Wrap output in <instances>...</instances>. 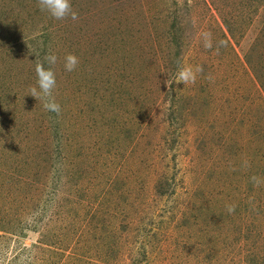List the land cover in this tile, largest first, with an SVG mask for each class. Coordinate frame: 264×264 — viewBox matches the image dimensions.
<instances>
[{
	"label": "rangeland",
	"instance_id": "obj_1",
	"mask_svg": "<svg viewBox=\"0 0 264 264\" xmlns=\"http://www.w3.org/2000/svg\"><path fill=\"white\" fill-rule=\"evenodd\" d=\"M70 3L0 0V264H264V0Z\"/></svg>",
	"mask_w": 264,
	"mask_h": 264
},
{
	"label": "clouds",
	"instance_id": "obj_2",
	"mask_svg": "<svg viewBox=\"0 0 264 264\" xmlns=\"http://www.w3.org/2000/svg\"><path fill=\"white\" fill-rule=\"evenodd\" d=\"M41 11L47 12L51 18L55 20H64L71 18L76 20L78 15L72 10L70 0H37ZM221 41V45H223ZM205 47H211L210 38L206 35ZM57 57L54 54L45 55L44 61L49 65L45 68L44 62H38L35 67L36 86L29 90L31 97L42 103L45 110L54 112L57 115L60 113V105L53 97V90L56 87V77L52 67L56 63ZM79 63L78 58L73 54H68L64 58V68L68 72L76 69ZM196 72H202L203 69L198 67ZM195 72L191 68H182L178 73V83L195 82ZM228 211H234L233 207H229Z\"/></svg>",
	"mask_w": 264,
	"mask_h": 264
},
{
	"label": "trees",
	"instance_id": "obj_3",
	"mask_svg": "<svg viewBox=\"0 0 264 264\" xmlns=\"http://www.w3.org/2000/svg\"><path fill=\"white\" fill-rule=\"evenodd\" d=\"M178 56V53H176L175 54V57H177ZM166 183H168V180H166ZM172 183V182H171ZM168 183L167 185H168V187H170V186H173V188H174V183ZM55 190H56V188H53V189H51L50 191H47V195L46 196H48V198L45 200V202H49V201H51V199L54 197V196H56V192H55ZM105 192V191H104ZM95 197H98V195H96ZM36 213H42V216L45 214V210H44V206L42 207V208H40V209H38V210H36ZM52 219V217L50 216V218H49V220H51ZM33 221H36V217H34V219H33ZM38 221H40V220H38ZM31 229V228H30ZM32 230H34L33 228H32ZM30 258V257H29ZM29 258H28V260H29ZM16 259V258H15ZM33 264V263H32ZM135 264H137V262L135 263ZM138 264H140V261H138Z\"/></svg>",
	"mask_w": 264,
	"mask_h": 264
}]
</instances>
